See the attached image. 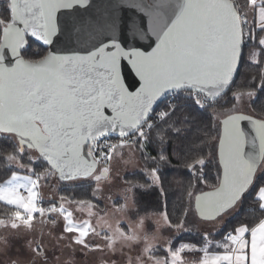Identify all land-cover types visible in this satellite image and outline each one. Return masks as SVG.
Returning <instances> with one entry per match:
<instances>
[{
    "label": "snow or ice",
    "instance_id": "1",
    "mask_svg": "<svg viewBox=\"0 0 264 264\" xmlns=\"http://www.w3.org/2000/svg\"><path fill=\"white\" fill-rule=\"evenodd\" d=\"M173 158L186 203L141 215ZM77 253L264 264V0H0V264Z\"/></svg>",
    "mask_w": 264,
    "mask_h": 264
},
{
    "label": "trees",
    "instance_id": "2",
    "mask_svg": "<svg viewBox=\"0 0 264 264\" xmlns=\"http://www.w3.org/2000/svg\"><path fill=\"white\" fill-rule=\"evenodd\" d=\"M206 119V118H205ZM173 164L165 166L161 170L162 177L165 181V188L167 190V197H162L158 189H151L150 191H146L147 193H143V198L146 199V204L152 209L157 211H162L164 209L165 200L167 202V210L169 213H172L174 209L178 208L181 202L182 197L184 198V202L186 203V193L180 191L177 185L173 182L174 178L178 176L182 169L175 167V158H173ZM143 163V162H141ZM211 171L209 172V182H216V171L215 164L209 165ZM131 178V177H130ZM137 179L140 177H136ZM200 188L203 190H209L205 185H200ZM76 195H82L83 189H74L73 190ZM241 220L245 219L244 216L240 217ZM199 237L196 233H185L183 234V239L178 240L177 244L182 242L189 243H198ZM217 240L222 239V237H217Z\"/></svg>",
    "mask_w": 264,
    "mask_h": 264
},
{
    "label": "rangeland",
    "instance_id": "3",
    "mask_svg": "<svg viewBox=\"0 0 264 264\" xmlns=\"http://www.w3.org/2000/svg\"><path fill=\"white\" fill-rule=\"evenodd\" d=\"M249 111H251V110L249 109ZM128 171L130 172V171H132V169L129 168ZM136 171L139 172L140 170L139 169H136ZM150 190H151V188L148 189V190H146V191H150ZM146 191H144L143 193H147ZM143 193L138 197V199L140 200L141 215H143L145 211H147L149 213H151L153 211H157L155 209H152V207H150V206H148L146 204V199L143 198ZM113 195L114 196H117L118 193H116L114 191ZM45 203L47 204V197L45 198ZM98 204H99V209H103L105 207V201H103V200L99 201ZM109 207H110V205H109ZM73 210L75 212V215L78 216V217L79 216H84V217L87 216V209H85L83 213H81L79 211H76L75 209H73ZM122 220H123L124 228L127 230L128 227L130 226L129 220L128 219H125V218H122ZM146 227H147V229H148L149 232H154V231L157 230V226H156L155 218L154 217H150L147 220ZM162 230H163L164 236L166 238L168 236V230L167 229H162ZM190 233H196V232L195 231H192ZM24 249H25V245L23 243V238L22 237L21 238H14L13 239V248H12L13 253H16V252L21 251V250H24ZM48 251H49V255L52 256L53 261L55 260L56 256H59L60 255V252L59 251H56L55 252V255H53L54 249L51 248V247H49ZM77 256L80 257V259L78 260L77 264H91V259L92 258L90 256L87 257V258H84V257L81 256L80 253H77ZM95 264H100L98 257L96 259Z\"/></svg>",
    "mask_w": 264,
    "mask_h": 264
},
{
    "label": "water",
    "instance_id": "4",
    "mask_svg": "<svg viewBox=\"0 0 264 264\" xmlns=\"http://www.w3.org/2000/svg\"><path fill=\"white\" fill-rule=\"evenodd\" d=\"M131 15H132L131 12L125 10V13H124L125 22H127L128 17L131 16ZM125 35H127V31L125 32ZM125 74L127 75V72ZM131 79H132L131 76H129V80H131ZM241 126H242L243 130L245 132H247L249 135L252 134L250 125L248 124L247 121H243L242 124H241Z\"/></svg>",
    "mask_w": 264,
    "mask_h": 264
}]
</instances>
